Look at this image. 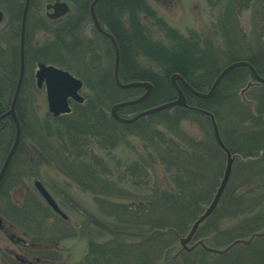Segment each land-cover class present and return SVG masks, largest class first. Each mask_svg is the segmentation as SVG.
<instances>
[{"label":"trees","instance_id":"16d2710c","mask_svg":"<svg viewBox=\"0 0 264 264\" xmlns=\"http://www.w3.org/2000/svg\"><path fill=\"white\" fill-rule=\"evenodd\" d=\"M213 1L212 5H218L222 0ZM103 3L108 8L106 29L114 36L119 48V79L123 82L148 81L152 85V91L145 100L119 109L122 116H130L174 99L176 94L169 82V76L174 72L199 91H206L217 73L235 60L250 62L258 74L264 77L263 28L259 29L260 34L254 46L233 44L221 50L198 38L183 37L161 17H157L146 0H105ZM20 7L14 8L16 22L19 20ZM228 7H232V2H227L225 8ZM119 9L126 17L122 26L117 22ZM80 11H86L85 2L80 6ZM144 16L152 21L159 34L154 35L145 26L142 21ZM45 48L40 55L43 61L49 55ZM94 50L90 46L84 56L89 58L94 55L96 58V54H92ZM12 59L9 64L11 72L0 75V114L7 110L16 82L14 51ZM91 69L100 70L88 81L93 87L94 96L85 98L81 103L74 102L69 113L55 116L47 112L43 117L41 137L49 143L52 151H67L74 163L86 168L88 164L84 160L90 156L93 165L98 164L107 170V165L94 154L97 149L95 141H100L101 147L108 142L110 148H114L118 141L116 136L112 137V134H117L114 130L143 123L153 147V153L149 156L152 157L151 165L156 166L157 170L160 167L163 169L164 179L158 176L154 182L144 180L147 175L141 171L145 167L131 171L132 177L139 178L141 175L138 181L131 183V189L135 192L133 197L138 199L127 204L103 199L102 205L108 216L116 220L104 226L113 233L114 239L96 244L90 241L88 252L77 264H150L152 252L157 251L159 254L160 250L162 257L159 264H180L179 260L183 261L182 264H264V236L237 245L222 254H211L198 247L192 251H182L172 260L165 258V253L174 248L172 241L187 232L190 224L212 198L213 194L210 196V190L206 187L203 170L211 158L218 156V173L221 177L224 154L215 142L209 119L184 107L164 109L130 124L115 121L107 106L119 100L135 98L144 92V88H118L113 80L112 65L96 63ZM250 79L252 75L246 67H237L225 75L213 95L207 99L197 98L184 89L187 103L212 112L224 144L230 152L244 159L234 161L217 207L194 234V239L207 238L206 243L215 248H222L236 238H246L264 229V85L250 87L254 96L252 104L245 103L239 91ZM21 93L22 88L16 113L19 119L25 120ZM152 118L164 121L167 130L158 129L157 125L151 123ZM194 121L201 124L203 136L182 128L183 122L192 125ZM22 132H25V128ZM89 151H92L91 154ZM84 170L77 174L81 179L86 173L90 179H99L109 188L111 181L106 178L109 172ZM211 219L214 221L212 231L201 237L203 226ZM131 230L141 235L135 246L133 242L124 240ZM35 253L41 260L36 264H57L53 263L54 252Z\"/></svg>","mask_w":264,"mask_h":264},{"label":"rangeland","instance_id":"374dc122","mask_svg":"<svg viewBox=\"0 0 264 264\" xmlns=\"http://www.w3.org/2000/svg\"><path fill=\"white\" fill-rule=\"evenodd\" d=\"M15 2L14 8L22 5V0ZM213 2V0H146L157 17H161L170 28L175 29L185 38H198L221 50L233 44L246 47L254 46L256 38L260 34L259 29H264V0H222L218 5H212ZM227 2H232V7L225 8ZM1 4H4V0H0ZM228 13L230 14L228 15ZM221 19L223 20L222 26L220 25ZM142 21L154 35L159 34L150 19L144 16ZM33 24L29 22L28 26L29 50L36 47V43H43V35L35 32ZM92 42L94 43L91 44V47L95 49L92 54H96V58L93 55L89 58L84 56L83 59H77L73 57L74 55L71 56L75 51L72 49L68 52L63 51V57L52 53L46 54L47 57L44 60L46 63L52 62L62 66L61 68L82 81L79 94L83 100L94 96L93 87H90L88 81L92 80L100 70L98 72L91 69L93 65L100 63L102 66H113V54L109 49V44L95 36L92 37ZM17 43L18 37L10 42L12 52L14 51L15 54L16 71ZM0 44L5 46L2 42ZM86 47L88 49L90 46L85 45L83 49L85 50ZM29 59L31 62L28 63V72L24 75L21 93V105L25 111V124H27L24 132L26 133V167L22 172L21 156H18V162L14 163V172H9L4 176V183L0 186V220L4 226L9 228L10 233L47 248L45 251L48 253L54 252L58 260L54 259L53 263L77 264L88 252L90 241L96 244L110 242L114 239L113 233L107 231L104 226L111 225L116 220L108 216L107 210L102 205L103 199H112L124 204L132 203L133 199L137 200L138 198L133 197L135 192L131 189V183L138 181L141 175L139 178L132 177L131 171L145 167V170L141 171L147 175L144 180L151 182H154L158 176L163 180L164 173L161 167L157 170L156 166L152 167L151 165L152 157L149 156L153 153V147H151L149 132L143 123L114 130L117 134H112V137L118 138L114 148H110L111 144L108 142L101 147L100 141H95L97 149L94 150V154L100 159V162L107 165V170L98 164L93 165L90 156L84 160L88 164V167L85 168L74 163V159L69 156L67 151L60 149L52 151L49 143H46L40 134L43 128V117L47 112L50 113L47 107L45 87L44 84L41 86L37 84L34 75L36 65L31 55ZM13 60L11 58L8 64ZM0 75H6L3 74V68H0ZM248 91L245 96L252 100L253 93L251 89ZM74 102L72 100L69 103L71 108ZM110 106H107L108 112ZM152 122L157 125L158 129L167 130L164 121L152 118ZM182 128L195 135H204L201 124L195 121L192 122V125L183 122ZM53 143L54 141L51 142V144ZM91 152L89 151V154ZM217 157L211 158L203 170L210 196L214 193L220 178ZM84 169L87 171L95 169L102 173L109 172L110 175L106 177L111 181L109 188L99 179H90L86 173L82 175L83 179H81L77 174ZM154 170L158 172L157 175ZM21 176H23L24 185L17 187L16 182L21 180ZM34 180H39L42 183L66 218H62L47 205L35 189ZM22 217H27L29 224L25 225ZM213 224L214 221L211 219L208 224L203 226V236L201 237H205L207 232L212 231ZM140 236L136 230H131L124 240L127 243L133 242L135 246L140 241ZM9 241V238L0 230V248L8 244ZM172 243L174 248L167 254L170 260L181 247L177 239ZM157 253V251L152 252L150 255V264H159L162 250L159 251V254ZM37 256H31L30 259ZM178 262L182 264L183 261L179 260Z\"/></svg>","mask_w":264,"mask_h":264},{"label":"water","instance_id":"95a60500","mask_svg":"<svg viewBox=\"0 0 264 264\" xmlns=\"http://www.w3.org/2000/svg\"><path fill=\"white\" fill-rule=\"evenodd\" d=\"M29 1L24 0L21 18H20V29H19V55H18V74L16 78L15 87L11 96V100L9 103V107L5 114L10 115L13 119L15 131L12 144L8 150L6 157L0 167V182L3 178L5 170L10 162L12 155L14 154L16 147L18 145V141L20 138V125L16 115V103L18 100V96L20 93L23 77H24V41H25V27H26V18L27 12L29 8ZM97 0H92L89 10L93 20L94 25L98 29V31L106 37L110 44L112 45L114 51V64H113V80L117 87L120 89H128L134 87H143L145 91L138 97L126 100H119L113 103L109 108L110 116L117 122L128 124L136 121L137 119L144 117L146 115L167 109L172 107H184L188 110H192L198 112L200 114L205 115L210 122L211 129L213 132V136L217 146L221 149L224 154V168L222 171V175L219 179L218 185L215 188V191L212 195V198L208 202L207 205L203 207L202 212L194 219V221L190 224L189 229L187 232L180 236L178 235V243L180 244V249L172 255V258H176L178 254L182 251H192L196 247H201L204 251L211 253V254H222L227 252L228 250L232 249L233 247L240 245V244H247L250 243L254 238L264 236V229L260 231H255L251 233L246 238H236L229 242L227 245L223 246L222 248H215L211 247L206 244L207 238H200L194 241L191 245H188V242L193 238L196 230L198 227L210 216V214L214 211L217 207V204L226 188L228 180L230 178L232 165L236 159L244 160L239 154L232 153L227 148V146L222 141L220 136V132L217 126L216 119L212 112L209 110L199 108L197 106L190 105L186 102V97L184 94V89L188 91L190 94L194 95L197 98L207 99L211 97L218 86L219 82L225 77L227 73L237 67H246L251 75V80H248L245 85L240 89L239 95L241 100L245 103L252 104V101L245 97V92L252 86L255 85H264V77L258 74L255 67L246 60H235L233 62L228 63L225 65L214 77L212 83L210 84L209 88L206 91H199L195 89L192 85H190L179 73L174 72L169 76V82L175 91V98L169 101H165L159 103L157 105L145 108L132 116L124 117L118 113V110L122 107L128 105H134L137 103L142 102L146 99L152 91V85L148 81H141V80H134L128 82H122L119 79L118 74V66H119V50L117 43L114 37L104 29H102L94 15L93 7ZM1 18V12H0ZM37 84L40 86L42 82L45 85V94L47 100V107L49 112L53 115L64 114L70 111L69 102L70 100H74L77 102H82L83 98L79 94V89L81 88V80L71 75L69 72L59 69L53 65H44L40 64L39 69L36 73ZM34 186L38 193L42 196L45 200L47 205L57 214H59L62 218H66L64 213L60 210L58 205L56 204L55 200L49 194V192L44 188L42 183L39 180L34 181ZM170 251V250H168ZM168 251L165 253V258L167 257Z\"/></svg>","mask_w":264,"mask_h":264},{"label":"flooded vegetation","instance_id":"af4514ba","mask_svg":"<svg viewBox=\"0 0 264 264\" xmlns=\"http://www.w3.org/2000/svg\"><path fill=\"white\" fill-rule=\"evenodd\" d=\"M19 0H4V4L0 5V42L4 43L5 46L0 44V68H3V74H9V64L8 61L11 60L13 56L12 46L10 42L12 39L18 37L17 43V70H18V55H19V29H20V16L19 20H15V10L14 3ZM105 0H97L94 4L93 11L96 17V20L99 26L105 31L109 32L106 29V24L108 21V8L104 5ZM24 3V0H22ZM86 3V11L82 13L80 11V6L82 3ZM92 0H30L29 8L27 12V21L25 27V41H24V75L28 72V63L31 62L29 59L30 55L35 62L36 69L34 75L39 69L40 64L44 65H53L61 68L62 66L55 63H46L43 60H40V55H42L43 50L47 45V53H52L57 56H64L63 51H70L74 49L73 57L82 58L85 55V50L83 46L92 44V37L104 38L107 43L110 44L109 40L101 35L96 26L93 23L91 14H90V4ZM117 22L120 26L124 24V13L122 10L117 11ZM20 15V14H19ZM29 22L34 23L33 27L35 28L36 33L43 35V43H36L31 50L28 48V26ZM83 31V33H82ZM110 33V32H109ZM111 34V33H110ZM112 35V34H111ZM114 37V36H113ZM112 54H113V64H114V51L112 45L110 44ZM89 48V47H88ZM5 61V62H4ZM44 84V82H42ZM41 84V85H42ZM40 85V86H41ZM19 125H20V138L18 145L14 154L12 155L10 162L5 170L3 178L0 182V186L3 185V179L5 174L9 172H14L15 166L14 163L18 162V156H21V169L24 172L26 167L25 162L26 158V133H23L25 128V120L19 119L17 116ZM12 131V133H9ZM15 126L13 119L3 113L0 114V167L6 157L8 150L12 144L14 137ZM11 134V135H10ZM20 154V155H19ZM18 171V170H17ZM16 171V172H17ZM23 176L21 180L17 181V187H22ZM22 216V215H21ZM23 222H27V217H22ZM0 230L9 238V243L0 248V263L1 264H36L41 262L40 258L37 256L30 259V257L36 256L35 252L45 251V247L38 246V244L32 243L29 240L14 235L9 232V228L4 226L0 220ZM51 248V247H48ZM53 259L58 260L57 256H54ZM57 264H61L58 263Z\"/></svg>","mask_w":264,"mask_h":264}]
</instances>
